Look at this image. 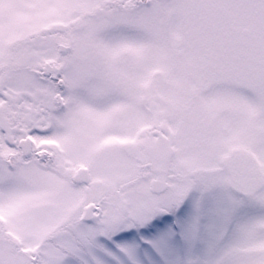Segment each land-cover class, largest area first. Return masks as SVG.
Wrapping results in <instances>:
<instances>
[{
  "label": "snow or ice",
  "instance_id": "snow-or-ice-1",
  "mask_svg": "<svg viewBox=\"0 0 264 264\" xmlns=\"http://www.w3.org/2000/svg\"><path fill=\"white\" fill-rule=\"evenodd\" d=\"M0 264H264V0H0Z\"/></svg>",
  "mask_w": 264,
  "mask_h": 264
}]
</instances>
